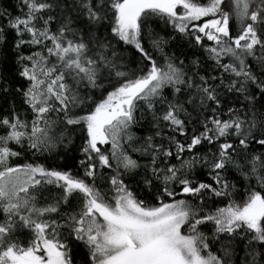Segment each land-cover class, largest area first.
<instances>
[{"label":"snow or ice","instance_id":"1","mask_svg":"<svg viewBox=\"0 0 264 264\" xmlns=\"http://www.w3.org/2000/svg\"><path fill=\"white\" fill-rule=\"evenodd\" d=\"M0 264H264V0H0Z\"/></svg>","mask_w":264,"mask_h":264},{"label":"trees","instance_id":"2","mask_svg":"<svg viewBox=\"0 0 264 264\" xmlns=\"http://www.w3.org/2000/svg\"><path fill=\"white\" fill-rule=\"evenodd\" d=\"M5 2H7V0H5Z\"/></svg>","mask_w":264,"mask_h":264}]
</instances>
